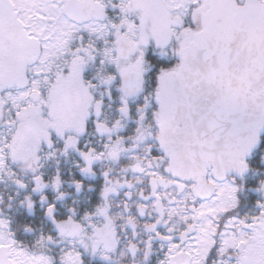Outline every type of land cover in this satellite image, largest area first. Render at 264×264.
Returning <instances> with one entry per match:
<instances>
[{"label": "snow or ice", "instance_id": "snow-or-ice-1", "mask_svg": "<svg viewBox=\"0 0 264 264\" xmlns=\"http://www.w3.org/2000/svg\"><path fill=\"white\" fill-rule=\"evenodd\" d=\"M0 264H264V0H0Z\"/></svg>", "mask_w": 264, "mask_h": 264}]
</instances>
